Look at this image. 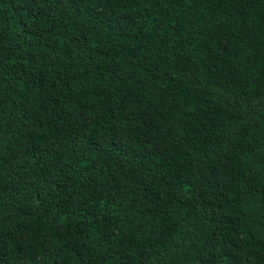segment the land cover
Wrapping results in <instances>:
<instances>
[{
    "label": "trees",
    "instance_id": "1",
    "mask_svg": "<svg viewBox=\"0 0 264 264\" xmlns=\"http://www.w3.org/2000/svg\"><path fill=\"white\" fill-rule=\"evenodd\" d=\"M0 264H264V0H0Z\"/></svg>",
    "mask_w": 264,
    "mask_h": 264
}]
</instances>
